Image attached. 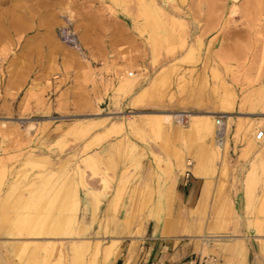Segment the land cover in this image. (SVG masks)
Here are the masks:
<instances>
[{
    "label": "rangeland",
    "instance_id": "1",
    "mask_svg": "<svg viewBox=\"0 0 264 264\" xmlns=\"http://www.w3.org/2000/svg\"><path fill=\"white\" fill-rule=\"evenodd\" d=\"M64 26L83 53L60 40ZM124 79L131 89L121 92ZM222 97L235 104L220 150L211 116L223 111L206 110ZM179 112L212 119V139L199 135L212 146L162 134L169 120L188 132L163 117ZM260 114L264 0H4L0 264H105V245L133 238L153 202L161 178L147 170L176 163L177 153L179 173L194 153L211 156L219 219L263 233ZM83 230L90 246L76 254L63 237ZM2 239L24 242L9 255L15 241ZM205 249L222 264V240Z\"/></svg>",
    "mask_w": 264,
    "mask_h": 264
},
{
    "label": "crops",
    "instance_id": "2",
    "mask_svg": "<svg viewBox=\"0 0 264 264\" xmlns=\"http://www.w3.org/2000/svg\"><path fill=\"white\" fill-rule=\"evenodd\" d=\"M211 104L213 107L206 111L219 110L217 102ZM166 116L172 117L171 114L163 115L164 118ZM161 130L167 139L182 141L195 139L198 144L212 146L213 141L210 140L213 130L212 132L203 130L198 134L186 132L173 125L171 120L165 121ZM202 134H206L210 140L199 136ZM212 149L214 150V147ZM202 150L205 151L204 148ZM214 154L220 162L226 156L215 150ZM193 157L192 167L186 179L183 175L185 166L179 173V167L184 159L178 153L177 164L166 161L163 166L157 168L151 165L153 169H148L147 172L152 170L155 177L161 178L157 184L155 183L153 202L147 207L146 215L138 222L140 228L133 238L126 237L124 239L126 243L122 247L116 243L118 239H113L111 243L105 245L103 256L105 264H179L192 253H203L210 242L221 240L222 264H264V232H257L259 228H249L246 222L235 217L229 223L219 219V204L214 201L213 196L217 186L211 185L208 178L207 167L209 163L211 164V156L198 152L194 153ZM221 234L227 238H220ZM209 237L211 239L207 243L206 238ZM63 238H71V248L76 254L90 246L91 237L84 230L75 237ZM2 240L15 241L7 245L6 252L9 255L16 250L17 241H21ZM79 242L81 245L77 253L75 244Z\"/></svg>",
    "mask_w": 264,
    "mask_h": 264
},
{
    "label": "built area",
    "instance_id": "3",
    "mask_svg": "<svg viewBox=\"0 0 264 264\" xmlns=\"http://www.w3.org/2000/svg\"><path fill=\"white\" fill-rule=\"evenodd\" d=\"M58 36L60 40L71 46L72 48L76 49L80 53H83L82 48L79 44V41L73 34L72 30L69 27H62L58 30ZM187 114L185 112H179L174 116V122L178 125H185L187 123ZM215 130H214V137L217 143L223 146L225 138H226V122L220 115H217L215 118ZM256 140H263L264 139V128H260L257 130V134L255 135ZM192 166V158H187L185 162V171L184 176L185 179L188 178L190 173V168ZM211 243V242H210ZM209 243V244H210ZM179 264H219L218 259L213 254H202V253H192L187 256L183 261Z\"/></svg>",
    "mask_w": 264,
    "mask_h": 264
},
{
    "label": "bare ground",
    "instance_id": "4",
    "mask_svg": "<svg viewBox=\"0 0 264 264\" xmlns=\"http://www.w3.org/2000/svg\"><path fill=\"white\" fill-rule=\"evenodd\" d=\"M4 2V0H0V3H3ZM38 6V5H37ZM52 6V5H51ZM38 9H41V6L40 7H37L35 10H38ZM45 9V8H44ZM50 9V8H49ZM39 11V10H38ZM130 82H131V80H127V81H125V79H124V81H122V82H120V85H119V87H118V90L119 91H121V92H125V91H129L131 88V86H130ZM134 83L132 82V85H133ZM132 88H133V86H132ZM155 90H157L155 87L152 89V91H155ZM132 91V90H131ZM141 97V96H140ZM234 104H235V101L232 99V98H230V97H227V98H225V97H222V98H220V100H219V108L223 111L222 112V114L223 115H221V117H223V118H226L227 119V121H228V119H229V116H228V114H230V112L232 111V109H233V106H234ZM186 114H187V117H188V119H187V123L185 124V125H178V124H176L175 122H174V116H172L173 118H172V120H173V122L177 125V126H179V127H186V129H188V132H192V133H195V134H198V133H200L201 131H203V130H208V131H210V132H212V130H213V126H212V124H211V121H212V119L211 118H216V116H211V118L209 117V116H207V120H203L202 119V117H203V115H201V114H198V113H193V112H185ZM214 115V114H213ZM216 115V114H215ZM261 116L262 115H264V114H260ZM168 117H171V116H168ZM262 119H264V118H261V120ZM170 121V120H169ZM225 122H226V120H225ZM261 121H259L258 122V124H257V126H260L261 125ZM263 123H264V121H263ZM162 126V125H161ZM259 128V127H258ZM227 129H228V127H227V124H226V133H227ZM256 134H257V132H256ZM256 139V138H255ZM225 142H226V138H225V141H224V144H223V146H221V145H219L218 143H217V141H216V143H217V148H219L220 150H222V148L223 147H225ZM253 171H256V169H255V166H253ZM28 219V218H27ZM25 221V220H24ZM210 237L209 238H206V242L207 243H209L210 242ZM80 243V242H79ZM79 243H76L75 244V248H76V250H77V253H78V249H79V245H81V243L79 244ZM94 248V247H93ZM98 249H99V243H97L96 245H95V248H94V250L95 251H98Z\"/></svg>",
    "mask_w": 264,
    "mask_h": 264
}]
</instances>
